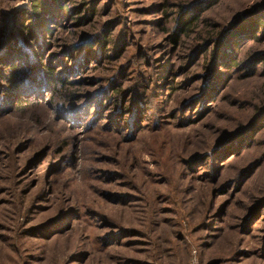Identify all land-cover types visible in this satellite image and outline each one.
I'll return each mask as SVG.
<instances>
[{
	"label": "rangeland",
	"instance_id": "rangeland-1",
	"mask_svg": "<svg viewBox=\"0 0 264 264\" xmlns=\"http://www.w3.org/2000/svg\"><path fill=\"white\" fill-rule=\"evenodd\" d=\"M64 1L0 0V264H264V0Z\"/></svg>",
	"mask_w": 264,
	"mask_h": 264
},
{
	"label": "trees",
	"instance_id": "trees-1",
	"mask_svg": "<svg viewBox=\"0 0 264 264\" xmlns=\"http://www.w3.org/2000/svg\"><path fill=\"white\" fill-rule=\"evenodd\" d=\"M50 3H52V4H50ZM32 7H33L32 12H33V14H35V17H33L32 19H33L34 24L37 25L34 27H38V26L43 27L44 33L48 34V32L50 30L49 25L52 24L53 19H54V18H51L52 14L54 15V11L59 12L60 10H64L65 1L64 0H33ZM198 11H199V9H195L194 10V12L196 13L195 15H191L190 17H184L183 19H181L180 21H178L176 23L174 30H172V33L170 34L172 43L178 44L180 39H181V36L183 34H186L187 31L189 30V28L195 24V21H197L199 19V15H200V14H198ZM263 12H264V8L262 11L257 12V14H263ZM68 13H69V11H68ZM261 28H262V36L260 38L264 39V18L263 17H259V18L252 20L251 23H248V25H244V24L241 25L235 31L234 35H235V38H237L238 40L242 39V38H247L249 40L250 39H257V37H258L257 33L259 32V30ZM234 42L235 41H233V42L231 41L229 43V47H227V49L233 50V47L235 46ZM226 50L223 52L221 57L223 56L224 59H228L227 61H230V65L234 64V61H233L234 58H232L233 56L231 57L230 53H228V51H226ZM7 68H9V71L7 72V74H5V75H7V77H6L7 83L14 88L15 87L14 85H16L18 81H20V79L22 78L21 75L25 71L21 70V68L18 65L14 64L12 62H10L8 64V67H7V65L5 66V70ZM45 69H46V73H47V79L49 80L50 84H53V86H56V84H55L56 79L55 78L57 77V73H56L55 69L50 65L46 66ZM64 83H66V81ZM35 89L36 88H33V89L31 88V89H29V92L33 91ZM18 102H23V98L20 99ZM255 122H253L252 125L255 124ZM245 130L243 132H241L240 135L244 134V133H248V134H246L247 138H248L249 133L252 131V129L250 127H248ZM242 142H243V140H241L240 144Z\"/></svg>",
	"mask_w": 264,
	"mask_h": 264
}]
</instances>
